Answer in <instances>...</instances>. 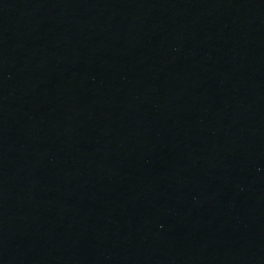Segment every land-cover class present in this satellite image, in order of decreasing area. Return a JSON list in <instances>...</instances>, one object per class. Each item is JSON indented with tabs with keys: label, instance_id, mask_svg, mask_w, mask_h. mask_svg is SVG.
Returning <instances> with one entry per match:
<instances>
[{
	"label": "water",
	"instance_id": "95a60500",
	"mask_svg": "<svg viewBox=\"0 0 264 264\" xmlns=\"http://www.w3.org/2000/svg\"><path fill=\"white\" fill-rule=\"evenodd\" d=\"M0 264H264V0H0Z\"/></svg>",
	"mask_w": 264,
	"mask_h": 264
}]
</instances>
